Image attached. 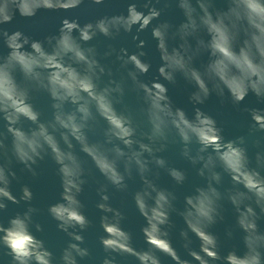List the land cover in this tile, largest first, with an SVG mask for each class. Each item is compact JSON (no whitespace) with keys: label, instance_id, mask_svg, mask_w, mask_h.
Segmentation results:
<instances>
[{"label":"clouds","instance_id":"obj_1","mask_svg":"<svg viewBox=\"0 0 264 264\" xmlns=\"http://www.w3.org/2000/svg\"><path fill=\"white\" fill-rule=\"evenodd\" d=\"M83 0H0V25L10 23L18 12L22 17H33L40 9L71 10ZM100 4L103 0H93ZM184 15V21L176 27L167 22L153 27L162 66L160 76L174 82L177 73L197 85L192 99L203 103L211 91L223 95L230 92L234 102L239 103L251 91L264 98V0H228L223 11L212 10V0H176ZM160 11L150 8L147 13L129 6L127 15L103 17L95 23L81 26L75 20L65 18L59 34L47 38V46L40 41H30L20 31H0L9 48L6 57L0 58V117L11 136V154L31 170L37 160L51 155L57 163L62 182L61 202L52 205L49 213L58 221V227L68 233L72 242L64 249L59 264H78V258L89 255L80 234L90 221L82 212L78 196L86 182L84 162L79 151L88 156L108 183L118 189L127 187L126 177L135 171L143 181V188L135 193L134 201L146 224L142 229L148 248L133 247L132 236L121 227L123 215L108 203L106 186L100 189L101 202L97 205L104 213L101 228L105 235L100 243L107 254L102 264H116L115 256L134 257L138 264H161L160 254L170 257L174 264H191L183 259L169 239L170 217L174 208L173 193L158 188L150 178L151 166L163 168L162 151L170 135L178 136L183 143V155L194 164H200V175L207 184L185 198L180 213L187 226L181 232L184 247L196 264H264V232L257 221L264 214V153H257V168L249 166L244 140L225 142L221 130L210 116L197 110L189 119L180 109H174L164 84L147 85L140 76L149 71L150 65L143 61V52L121 56L124 65L131 64L128 77L143 92L147 105L145 116L149 125L147 132L138 134L131 115L116 110L124 94L122 81L112 80L107 86H98L105 73L97 59L94 48L83 46L96 35L112 37L121 31H131L134 26L146 29L158 19ZM205 32L208 39H202ZM78 33V36L74 35ZM170 39H178L179 45L169 46ZM195 41L193 45L192 41ZM30 49V50H28ZM206 51L211 59L204 71L193 67V58ZM19 71L24 78L16 80ZM41 89L50 95L53 119L42 122L40 113L30 103V91ZM72 105L71 110L66 105ZM102 119L107 127L102 142H91L88 132ZM252 118L259 130H264V113L253 110ZM22 120L33 127L25 131ZM6 137H0V151L7 152ZM199 145L193 154L190 145ZM103 160L104 164L98 162ZM221 170L231 176L234 187L226 194L217 185ZM169 175L182 183L184 173L170 168ZM10 169L0 164V209L5 200L18 203L8 189ZM236 211L237 226L243 232L246 251H235L221 256L217 237L209 231L211 225L222 219L221 201L225 199ZM31 191L25 187L22 199L30 201ZM259 209V212L257 211ZM12 218L7 227L0 226V245L9 250L12 264H54L53 254L44 242L31 232L32 213ZM37 230H41L37 225ZM200 240L199 251L190 248V235Z\"/></svg>","mask_w":264,"mask_h":264},{"label":"water","instance_id":"obj_2","mask_svg":"<svg viewBox=\"0 0 264 264\" xmlns=\"http://www.w3.org/2000/svg\"><path fill=\"white\" fill-rule=\"evenodd\" d=\"M132 4H135L137 9L144 13H147L150 8H156L160 11V16L144 30H139L138 26H134L131 31H121L112 37L98 33L91 41L83 44L85 48L95 49L97 59L105 69V73L97 82L99 87L107 86L112 80L123 82L124 94L120 98V102L115 104L116 110L132 116L137 125L138 134L149 130L145 116L147 105L144 102L143 92L138 90L128 77L132 65H124L121 60L122 55L130 56L143 52L144 55L141 59L148 63L150 68L146 74L139 77L140 80L147 85H153L156 82L164 84L173 108L182 110L189 119L194 118L197 110L210 116L221 130V136L225 142H238L240 138H243L242 146L246 148L249 166L256 169L257 153H264V130H259L255 125L252 111L264 113V98L257 97L250 91L243 101L236 103L225 88L223 95H219L213 90L203 103H195L192 96L197 91V85L193 81L186 79L181 73L176 74L174 82L164 80L160 76L159 68L163 62L157 47L158 42L154 39L152 30L160 23L167 22L176 27L184 21L183 12L177 6L176 0H103L100 4H95L93 0H83L79 7L68 11L40 9L33 17H22L17 12L10 23L0 25V31H7L10 34L20 31L30 41H40L47 46V38L59 34L62 21L65 18L75 20L83 26L87 23H95L103 17L127 15L128 8ZM227 6L228 0H212L213 11H223ZM74 35L78 36V33H74ZM199 35L202 39H208L205 32H201ZM179 43L178 39L169 40L170 47H176ZM192 43L195 45L194 40ZM8 53L9 48L4 38L0 36V58L6 57ZM210 59L209 53L202 51L194 56L193 67L203 72ZM15 76L19 83H24L23 75L19 71L15 73ZM30 103L40 113L42 122L53 119V101L48 92L41 89L31 90ZM66 109L71 110L72 105H66ZM7 127L6 121L0 117V137H6L5 143L8 146L6 153L0 151V164L6 165L14 174L9 176L8 189L18 203L4 201L6 208L0 209V226L7 227L12 218L25 213L29 208L34 209L31 232L42 240L45 247L53 254L54 264H59L64 249L72 242L68 233L58 227V221L49 213V208L52 205L61 202L63 188L59 166L51 155H45L42 159L37 160L29 170L12 156L11 136L7 134ZM22 127L27 131L33 127V124L28 120H22ZM106 127V122L98 118L95 126L88 132L89 140L102 142ZM183 147L178 136L170 135L164 149L157 153L160 158L165 160L166 166L159 168L152 165L150 178L158 188L174 194L175 211L170 217L169 239L183 259L189 260L191 264H196L189 256V250L184 247L185 240L181 236V232L186 231L187 226L180 213L185 207V198L194 194L197 188L206 186L207 179L200 175V164L192 163L183 155ZM190 147L195 154L199 145L193 142ZM76 151L84 162V179L86 181L78 199L82 204L83 214L90 221L89 226L80 233L84 238L81 247L87 248L89 255L78 258V264H102L107 255L100 243V238L105 235L101 228V217L104 213L97 206L101 202L100 189L102 186H106L105 194L109 198L110 206L122 213L121 227L131 234L133 247L137 250L147 249L149 246L142 232L146 220L134 201L135 193L144 186L141 177L133 171L131 176L126 177L127 187L123 190L118 189L108 183L92 160L79 151L78 145ZM98 162L103 166V160ZM170 168L184 173L185 179L182 183H177L169 175L168 169ZM258 171L264 175V167L259 168ZM221 177L217 187L222 193L226 194L234 187H238L234 185L231 176L223 173L222 170ZM25 187L32 193L30 201L22 199ZM221 205L222 219H218L211 225L209 231L217 237L222 257L233 251L243 255L246 251L244 234L237 226L236 211L226 197L221 201ZM257 211L259 212V209ZM257 223L259 230L264 232V214L260 215ZM37 225L41 230H37ZM189 235L191 238L190 248L199 251L200 240L194 234L189 233ZM160 260L161 264H174V261L164 254H160ZM115 261L116 264H138L134 257L128 255H117ZM0 264H12L9 250L2 245H0ZM217 264H222V262H217Z\"/></svg>","mask_w":264,"mask_h":264}]
</instances>
